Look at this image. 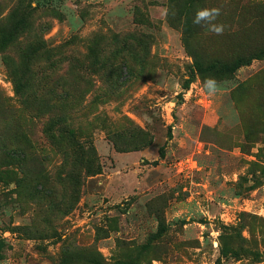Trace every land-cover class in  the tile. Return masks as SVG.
Instances as JSON below:
<instances>
[{
  "label": "rangeland",
  "instance_id": "obj_1",
  "mask_svg": "<svg viewBox=\"0 0 264 264\" xmlns=\"http://www.w3.org/2000/svg\"><path fill=\"white\" fill-rule=\"evenodd\" d=\"M2 40L0 264H264V0H0Z\"/></svg>",
  "mask_w": 264,
  "mask_h": 264
},
{
  "label": "clouds",
  "instance_id": "obj_2",
  "mask_svg": "<svg viewBox=\"0 0 264 264\" xmlns=\"http://www.w3.org/2000/svg\"><path fill=\"white\" fill-rule=\"evenodd\" d=\"M222 14V7H203L198 8L193 18V24L206 26L210 32L215 35H223L226 26L223 23H218V18ZM203 87L210 95H214L218 89V82L214 77H206L203 81Z\"/></svg>",
  "mask_w": 264,
  "mask_h": 264
},
{
  "label": "trees",
  "instance_id": "obj_3",
  "mask_svg": "<svg viewBox=\"0 0 264 264\" xmlns=\"http://www.w3.org/2000/svg\"><path fill=\"white\" fill-rule=\"evenodd\" d=\"M4 43V41L2 40L1 42H0V44H3ZM1 48H2V45L0 46ZM58 90H62V92H63V88H61V89H59V87L57 88ZM54 96V95H53ZM60 96L61 97H57V99H62L63 97H65L66 96V94H60ZM54 98H55V96H54ZM164 157V150L163 149H160L159 150V158H163Z\"/></svg>",
  "mask_w": 264,
  "mask_h": 264
}]
</instances>
